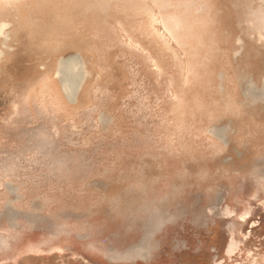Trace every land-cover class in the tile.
Instances as JSON below:
<instances>
[{
	"label": "rangeland",
	"instance_id": "rangeland-1",
	"mask_svg": "<svg viewBox=\"0 0 264 264\" xmlns=\"http://www.w3.org/2000/svg\"><path fill=\"white\" fill-rule=\"evenodd\" d=\"M261 5L0 2L13 25L0 63V177L14 164L22 184L15 227L0 192V264H230L229 226L243 242L235 264H264V100L249 102L241 86L245 75L264 89V35L250 26ZM72 53L90 72L76 104L53 77ZM221 127L224 139L210 135ZM153 204L169 220L144 261L129 246ZM229 207L250 219L222 218Z\"/></svg>",
	"mask_w": 264,
	"mask_h": 264
},
{
	"label": "bare ground",
	"instance_id": "bare-ground-1",
	"mask_svg": "<svg viewBox=\"0 0 264 264\" xmlns=\"http://www.w3.org/2000/svg\"><path fill=\"white\" fill-rule=\"evenodd\" d=\"M1 4H4L6 9L10 10L14 7L15 3H17V0H1ZM190 4H194L196 6V10L201 9L200 6L196 5L195 2H190ZM252 19L250 21V26H252V29L255 31L260 32V34L264 35V6L261 5L256 12H252L251 14ZM168 19V20H167ZM165 18L163 20V26L166 32L174 39L177 40L176 36L174 35V30L177 29L178 26V20L173 17ZM13 25L10 21L7 20H0V63L4 61L6 58V48L8 46V43L10 41H13V38L11 37V29ZM242 39H239V44L241 45ZM58 76V78H57ZM53 77L55 80L59 82L60 89L65 96L66 100L70 103V100H73L74 94L76 91V88L78 87V84L80 85V81L84 82L82 85V88L77 95V102L80 93L83 90V87L86 83V81L90 78V72L87 70V67L84 63V59L79 53H72L67 56L59 57L55 64V69L53 71ZM60 79V81H59ZM242 81V90L243 95L246 100L249 102L255 103L259 100H264V96L262 97V89L258 86H256L253 81L243 75L241 76ZM264 92V91H263ZM264 94V93H263ZM76 102V103H77ZM74 103V104H76ZM211 136L220 137V135L223 134L222 128L217 129H211L209 131ZM48 143L46 141L40 142L38 146L41 148L46 146ZM70 159L68 158H55L56 166L57 168H61L64 166V164ZM16 166L14 164H9L7 170L4 172V174L0 177V192L2 193V216L6 218L8 221V227H15L16 224L12 223L10 224V215L16 218V212H14L11 209V205L16 201L19 200L20 196L18 195L20 193V187L22 184L17 183V175H16ZM262 182H264V177L261 178ZM19 192V193H18ZM137 192V191H136ZM218 194H214V198H216ZM141 196V195H140ZM144 209L145 214L147 215L145 219V225L143 229V234L140 237L139 240H137L135 243L130 245V253L132 251L139 252L141 255V258L144 261H149L151 259V255L149 253L151 243L153 242V236L154 234H157L161 229L165 220H169L166 215H163V213L160 212V207L158 205H148L145 206ZM162 211V210H161ZM251 210H246L243 213H237L234 209L229 207V210H227V213L222 215L223 217L230 216L231 220L237 219L239 223L245 224L247 219H250ZM221 218V217H220ZM229 218V217H228ZM230 220V221H231ZM44 221V220H43ZM234 227L229 226L230 235L228 238L227 245L224 250V258L228 261H230V264H235L239 261L241 257V245L243 242H238L235 238L234 234ZM57 235V234H56ZM37 249L42 250V247L40 245H36ZM9 247V243L7 241V238L5 236H0V248L6 249ZM126 249V248H125ZM61 250V248H52L50 249V252L57 253V251ZM117 251V252H116ZM119 251V252H118ZM125 251V250H124ZM127 251V250H126ZM45 254V252H43ZM128 255V254H127ZM126 254L122 253V250L115 249L114 257L115 259H118L119 257L127 256ZM105 256L107 254L105 253ZM233 260V258H235ZM251 259L250 257L248 258ZM219 261H217L218 264Z\"/></svg>",
	"mask_w": 264,
	"mask_h": 264
},
{
	"label": "water",
	"instance_id": "water-1",
	"mask_svg": "<svg viewBox=\"0 0 264 264\" xmlns=\"http://www.w3.org/2000/svg\"><path fill=\"white\" fill-rule=\"evenodd\" d=\"M57 78H58V76H57ZM59 81H60V79H59ZM84 82L85 81H83V82H81L80 81V85L78 84V87L76 88V91H75V94H74V98H73V100H70V102L71 103H76L77 102V95L79 94V92H80V90H81V88H82V85L84 84ZM262 89V88H261ZM263 91H264V89H262ZM261 92L262 93V97L264 96V92ZM264 98V97H263ZM101 121H105V118H104V116H101ZM222 128V132H223V134L222 135H220V137L219 138H221V139H224V137H225V133H226V131H227V127H221ZM214 129H217V128H214Z\"/></svg>",
	"mask_w": 264,
	"mask_h": 264
}]
</instances>
